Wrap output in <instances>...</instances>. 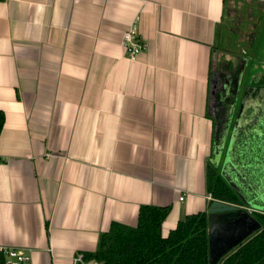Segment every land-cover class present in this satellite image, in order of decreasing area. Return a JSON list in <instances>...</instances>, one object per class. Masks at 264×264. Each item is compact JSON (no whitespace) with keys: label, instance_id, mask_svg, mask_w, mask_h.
I'll use <instances>...</instances> for the list:
<instances>
[{"label":"crops","instance_id":"crops-1","mask_svg":"<svg viewBox=\"0 0 264 264\" xmlns=\"http://www.w3.org/2000/svg\"><path fill=\"white\" fill-rule=\"evenodd\" d=\"M262 81L264 0H0V264H75L142 206L170 208L165 237L208 213L216 93L237 88L233 127Z\"/></svg>","mask_w":264,"mask_h":264},{"label":"trees","instance_id":"trees-1","mask_svg":"<svg viewBox=\"0 0 264 264\" xmlns=\"http://www.w3.org/2000/svg\"><path fill=\"white\" fill-rule=\"evenodd\" d=\"M221 83L219 81V85ZM262 83L264 81L257 83L258 87L246 89L245 97L250 102L248 105L245 102L234 130L232 119L237 103V88L226 89L228 95L223 93L222 88L216 93L214 142L217 154L207 167L208 192L213 200L244 207L246 204L240 193L249 202L264 205L256 199L257 193H264ZM230 84L232 86L233 83ZM4 124L5 115L0 112V135ZM229 135V160L223 174L216 160L225 148ZM169 213L170 208L142 206L137 227L113 223L110 231L101 236L98 250L84 254L85 260L101 264H211L210 215L203 212L186 216L165 237L162 227ZM252 215L263 231L240 244L218 264H264V213L253 212Z\"/></svg>","mask_w":264,"mask_h":264},{"label":"water","instance_id":"water-1","mask_svg":"<svg viewBox=\"0 0 264 264\" xmlns=\"http://www.w3.org/2000/svg\"><path fill=\"white\" fill-rule=\"evenodd\" d=\"M240 118V113L233 124V130ZM232 119V118H231ZM232 130V131H233ZM231 140V139H230ZM230 145V143H229ZM229 145L223 165L226 167L229 157ZM223 151V150H222ZM221 152L218 154L220 155ZM244 203L254 209L264 210V205H256L249 202L246 197L239 193ZM257 200L264 203V193H257ZM238 213V206L221 201H213L208 211L209 231H210V260L211 264H218L219 261L240 244H244L248 239L256 236L263 230L261 224L253 217L252 213L242 211Z\"/></svg>","mask_w":264,"mask_h":264},{"label":"built area","instance_id":"built-area-1","mask_svg":"<svg viewBox=\"0 0 264 264\" xmlns=\"http://www.w3.org/2000/svg\"><path fill=\"white\" fill-rule=\"evenodd\" d=\"M123 47L126 57L131 62H136L139 56L145 52L148 45L139 37L138 24L132 23L129 29L123 35ZM184 197H181L183 201ZM1 253L4 256L3 264H33L31 253L22 248L2 247ZM75 264H101L97 261H86L84 255H79Z\"/></svg>","mask_w":264,"mask_h":264},{"label":"rangeland","instance_id":"rangeland-1","mask_svg":"<svg viewBox=\"0 0 264 264\" xmlns=\"http://www.w3.org/2000/svg\"><path fill=\"white\" fill-rule=\"evenodd\" d=\"M235 49L238 51V49H239V48H238V44H236ZM247 49H248V50H251L250 47H247ZM224 156H225V151H222L221 154L219 155V163H220V162L222 163V161H223V159H224ZM224 161H225V159H224ZM224 161H223V162H224ZM223 164H224V163H223ZM263 211H264V210H263Z\"/></svg>","mask_w":264,"mask_h":264},{"label":"flooded vegetation","instance_id":"flooded-vegetation-1","mask_svg":"<svg viewBox=\"0 0 264 264\" xmlns=\"http://www.w3.org/2000/svg\"><path fill=\"white\" fill-rule=\"evenodd\" d=\"M224 165V164H223ZM222 173H223V167H222Z\"/></svg>","mask_w":264,"mask_h":264}]
</instances>
